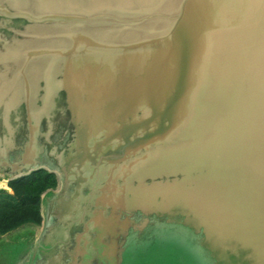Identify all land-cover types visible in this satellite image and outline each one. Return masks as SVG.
Returning a JSON list of instances; mask_svg holds the SVG:
<instances>
[{"label": "water", "instance_id": "1", "mask_svg": "<svg viewBox=\"0 0 264 264\" xmlns=\"http://www.w3.org/2000/svg\"><path fill=\"white\" fill-rule=\"evenodd\" d=\"M20 1L0 0L4 23H26L9 39L23 46L14 73H34L45 95L59 78L70 174L106 167L121 204L157 159L213 180L222 164L264 160V0Z\"/></svg>", "mask_w": 264, "mask_h": 264}, {"label": "rangeland", "instance_id": "2", "mask_svg": "<svg viewBox=\"0 0 264 264\" xmlns=\"http://www.w3.org/2000/svg\"><path fill=\"white\" fill-rule=\"evenodd\" d=\"M25 27L26 23L22 20H12L7 28L15 30L17 34L0 30V35L8 40L21 39L18 34L21 32L23 34ZM50 29V25L44 26L38 30V33L41 31L42 35L51 34ZM30 32L35 34L37 31ZM37 44L52 46L55 42L43 40ZM13 67V65H8L6 69L12 73ZM39 73L42 74V70ZM52 75L51 73L47 80L48 88H50L47 95L44 94L43 80H38L37 93L33 89V84L28 85V95L33 103H31L33 110H29V119L32 125L38 121L47 124L45 127L41 124L39 130L42 134L50 133V141L55 142L59 131L60 133L64 131L65 135H69L72 127L68 121L69 112L64 104L63 94L60 91L55 92L57 89L52 85L54 81L59 82V78ZM37 104L38 108H36ZM17 116L21 119V123H24L25 111L20 110ZM36 143L40 146L38 141ZM54 144L56 143H51L50 147L55 146ZM59 146L60 144L57 148ZM157 160L159 164L149 165L151 170L156 167L154 172L145 171L134 182L133 204L129 198V211L132 212L131 209H133L128 216L131 223L120 247L119 264H264V177H262L264 176V160H257L253 153V157L246 161V163L249 162L247 165L240 160L235 161L236 165H227V168L222 164L217 167L218 174L212 176L214 180L206 177L203 171L197 175L195 169L187 168L188 160L186 159L181 160L182 164H179V161L170 163L169 160ZM190 161L193 164V160ZM38 163L46 168L56 167L55 162H50L45 152L38 158ZM145 165L148 166V164ZM131 185L129 184L128 187L129 197H131ZM251 186L254 188L252 189ZM1 190L7 191L8 189ZM79 191L78 198L82 200L87 192L86 186H82ZM51 195V192L43 195L42 202L45 206ZM126 202L125 197L124 203ZM120 215L126 216V213L120 212ZM17 231L19 233L11 231L0 236V264H15L18 261L20 251L26 246L25 241H19L18 236L19 238L23 236L24 240L28 239L32 237L31 233L35 231V228L24 227L22 232Z\"/></svg>", "mask_w": 264, "mask_h": 264}, {"label": "crops", "instance_id": "3", "mask_svg": "<svg viewBox=\"0 0 264 264\" xmlns=\"http://www.w3.org/2000/svg\"><path fill=\"white\" fill-rule=\"evenodd\" d=\"M22 50L21 43L0 37V190H6L7 181L38 168L52 173L56 185L40 195L39 225H22L13 230L19 233L17 230L22 232L24 227L35 228L28 239L18 236L26 246L15 264H119L120 247L131 223L128 216L133 212V209L129 211V198L133 204L129 186L124 190L121 205L118 200L119 182L113 172H110V180L106 181V167L95 169L87 166L80 175L69 173L63 160L69 152L72 134L56 135L55 142H51L48 130L46 134L39 130L41 124L42 127L47 124L38 121L32 125L29 119L33 103L28 95V85L36 83L38 77L14 73ZM13 54L14 58L10 56ZM8 65L14 66L12 73L6 69ZM20 110L25 111L24 123L17 116ZM32 136L34 141L30 144ZM51 143L56 144L51 148ZM43 152L50 162H55V168L42 167L38 163ZM80 177L84 181L78 189L76 182ZM84 185L87 192L81 200L78 198L79 190ZM7 192L10 193L9 190ZM50 192L51 198L45 206L43 195ZM120 212H125L126 216H121Z\"/></svg>", "mask_w": 264, "mask_h": 264}, {"label": "trees", "instance_id": "4", "mask_svg": "<svg viewBox=\"0 0 264 264\" xmlns=\"http://www.w3.org/2000/svg\"><path fill=\"white\" fill-rule=\"evenodd\" d=\"M55 185L54 175L43 169L7 181L10 193L0 190V235L22 225L38 226L40 195Z\"/></svg>", "mask_w": 264, "mask_h": 264}, {"label": "bare ground", "instance_id": "5", "mask_svg": "<svg viewBox=\"0 0 264 264\" xmlns=\"http://www.w3.org/2000/svg\"><path fill=\"white\" fill-rule=\"evenodd\" d=\"M12 2H13V3H17V2H21V1H20V0H15V1L12 0ZM161 164H162V163H161ZM226 168H227V165H226ZM177 169H178V168H177ZM165 171H166V170H165ZM240 171H242V170H240ZM150 172H151V171H150ZM146 173H147V172H146ZM166 173H167V172H166ZM147 174H148V173H147ZM147 174H145V175H147ZM148 175H149V174H148ZM153 175H154V174H153ZM153 175H152V176H153ZM160 175H161V174H160ZM180 175H181V174H180ZM248 175H249V174H248ZM255 175H256V174H255ZM140 176H141V175H140ZM140 176H139L138 178H140ZM152 176H151V177H152ZM233 176H234V175H233ZM236 176H237V175H236ZM249 176H250V175H249ZM259 176H261V175H259ZM151 177H150V178H151ZM224 177H225V176H224ZM227 177H228V176H227ZM238 177H239V176H238ZM262 177H264V176H262ZM220 178H221V177H220ZM229 178H230V177H229ZM233 178H234V177H233ZM233 178H232V179H233ZM250 178H251V177H250ZM143 179H144V178H143ZM234 179H235V178H234ZM241 179H242V178H241ZM209 180H210V179H209ZM222 180H223V179H222ZM242 180H243V179H242ZM262 180H263V179H262ZM140 181H143V180H140ZM257 181H258V180H257ZM216 182H217V181H216ZM232 182H233V180H232ZM232 182H231V183H232ZM238 182H240V181H238ZM242 182H243V181H242ZM245 182H247V181H245ZM245 182H244V183H245ZM248 182H249V181H248ZM260 182H261V181H260ZM139 183H140V182H139ZM217 183H218V182H217ZM229 183H230V182H229ZM229 183H228V185H229ZM236 183H237V182H236ZM253 183H254V182H253ZM225 184H227V183H225ZM247 184H248V183H247ZM250 184H251V183H250ZM263 184H264V183H263ZM137 185H138V184H137ZM137 185H136V186H137ZM245 185H246V184H245ZM248 185H249V184H248ZM252 185H253V184H252ZM237 186H238V185H237ZM239 186H241V184H240ZM239 186H238V187H239ZM243 186H244V185H243ZM218 187H220V186H218ZM234 187H235V186H234ZM251 187H252V186H251ZM262 187H263V186H262ZM235 188H236V187H235ZM242 188H243V187H242ZM247 188H248V187H247ZM253 188H254V187H252V189H253ZM192 189H193V188H192ZM217 189H218V188H217ZM222 189H223V188H222ZM224 189H225V187H224ZM260 189H261V188H260ZM225 190H226V189H225ZM219 191H220V190H219ZM221 191H222V190H221ZM254 191H255V189H254ZM258 193H259V192H258ZM262 193H263V192H262ZM219 194H220V193H219ZM252 194H253V193H252ZM256 194H257V193H256ZM204 195H205V194H204ZM244 195H245V194H244ZM246 195H247V194H246ZM254 195H255V193H254ZM257 195H258V194H257ZM216 196H217V195H216ZM241 196H242V195H241ZM257 197H258V196H257ZM156 198H157V197H156ZM221 198H222V197H221ZM225 198H226V197H225ZM246 198H248V197H246ZM246 198H245V199H246ZM255 198H256V197H255ZM258 198H259V197H258ZM200 199H201V198H200ZM203 199H204V197H203ZM248 199H249V198H248ZM261 199H262V198H261ZM263 199H264V198H263ZM153 200H154V199H153ZM156 200H157V199H156ZM167 200H168V199H167ZM186 200H187V199H186ZM210 200H211V199H210ZM251 200H252V198H251ZM183 201H184V200H183ZM243 201H244V200H243ZM246 201H249V200L246 199ZM262 201H263V200H262ZM218 202H219V201H218ZM220 202H221V201H220ZM131 203H132V202H131ZM151 203H152V202H151ZM154 203H155V202H154ZM211 203H212V202H211ZM211 203H210V204H211ZM213 203H214V201H213ZM239 203H240V202H239ZM243 203H244V202H243ZM247 203H248V202H247ZM256 203H257V202H256ZM260 203H261V202H260ZM160 204H161V203H160ZM184 204H186V203H184ZM202 204H203V203H202ZM235 204H236V203H235ZM252 204H253V203H252ZM149 205H150V203H149ZM213 205H214V204H213ZM238 205H239V204H238ZM259 205H260V204H259ZM151 206H152V205H151ZM156 206H157V205H156ZM160 206H161V205H160ZM206 206H208V205H206ZM224 206L226 207V205H224ZM241 206H242V205H241ZM241 206H239V207L241 208ZM243 206H244V205H243ZM161 207H162V206H161ZM168 207H169V206H168ZM251 207H252V206H251ZM149 208H150V207H149ZM155 208H156V207H155ZM162 208H163V207H162ZM191 208H192V207H191ZM206 208H207V207H206ZM208 208H209V206H208ZM227 208H229V207H227ZM233 208H234V207H233ZM243 208H244V207H243ZM261 208H262V207H261ZM263 208H264V207H263ZM222 209H224V208H222ZM236 209H237V208H236ZM131 210H132V209H131ZM198 210H200V209H198ZM206 210H207V209H206ZM210 210H212V209H210ZM210 210H209V211H210ZM155 211H156V210H155ZM155 211H154V213H155ZM163 211H164V210H163ZM217 211H218V210H217ZM233 211H234V210H233ZM156 212H157V211H156ZM227 212H228V210H227ZM207 213H208V212H207ZM207 213H206V214H207ZM209 213H210V212H209ZM213 213H214V212H213ZM163 214H165V213H163ZM167 214H168V213H167ZM188 214H189V213H188ZM191 214H192V211H191ZM215 214H216V212H215ZM217 214H218V213H217ZM199 215H200V214H199ZM170 216H171V215H170ZM193 216H194V215H193ZM224 216H225V215H224ZM194 217H195V216H194ZM197 217H198V216H197ZM200 217H201V216H200ZM206 217H207V216H206ZM217 217H219V216H217ZM228 217H229V216H228ZM202 218H203V217H202ZM220 218H221V217H220ZM222 218H223V217H222ZM225 218H226V217H225ZM234 218H236V217H234ZM256 218H257V217H256ZM207 219H208V218H207ZM209 219L211 220V218H209ZM215 219H216V218H215ZM229 219H230V218H229ZM184 220H185V219H184ZM200 220H202V219H200ZM212 220H213V219H212ZM217 220H219V219H217ZM237 220H238V219H237ZM260 221H262V220H260ZM260 221H258V222H260ZM236 222H238V221H236ZM242 222H244V221H242ZM186 223H187V222H186ZM246 223H247V222H246ZM248 223H249V222H248ZM241 224H242V223H241ZM243 224H245V223H243ZM249 224H251V223H249ZM259 224H260V223H259ZM206 225H208V224H206ZM246 225H247V224H246ZM246 225H245V226H246ZM261 225H262V224H261ZM190 226H191V225H190ZM194 226H195V225H194ZM212 226H213V225H212ZM223 226H224V225H223ZM208 227H209V226H208ZM210 227H211V226H210ZM220 227H222V226H220ZM225 227H226V226H225ZM254 227H255V226H254ZM254 227H253V228H254ZM256 227H258V226H256ZM239 228H241V227H239ZM260 228H261V227H260ZM236 229H237V228H236ZM241 229H242V228H241ZM254 230H255V229H254ZM258 231H259V230H258ZM218 232H219V231H218ZM220 233H221V232H220ZM220 233H219V234H220ZM224 233H225V232H224ZM229 235H230V234H229Z\"/></svg>", "mask_w": 264, "mask_h": 264}, {"label": "flooded vegetation", "instance_id": "6", "mask_svg": "<svg viewBox=\"0 0 264 264\" xmlns=\"http://www.w3.org/2000/svg\"><path fill=\"white\" fill-rule=\"evenodd\" d=\"M22 21H23V20H22ZM11 22H12V20H11L8 24H6V23L3 22L2 18H0V30H4V31H6V32H11V31H13V29L7 28V26H9V24L11 25ZM14 31H15V30H14ZM18 33H19V32H18ZM0 37H1L2 40H7V41H9L5 36H4L5 38H4L3 36H1V35H0ZM63 133H64V135L66 134L64 131H61V133H60V131H59V136L63 135Z\"/></svg>", "mask_w": 264, "mask_h": 264}]
</instances>
